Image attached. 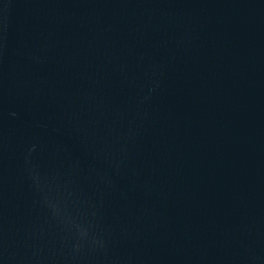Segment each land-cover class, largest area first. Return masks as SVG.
I'll return each instance as SVG.
<instances>
[{
  "label": "water",
  "instance_id": "obj_1",
  "mask_svg": "<svg viewBox=\"0 0 264 264\" xmlns=\"http://www.w3.org/2000/svg\"><path fill=\"white\" fill-rule=\"evenodd\" d=\"M0 264H264V0H0Z\"/></svg>",
  "mask_w": 264,
  "mask_h": 264
}]
</instances>
